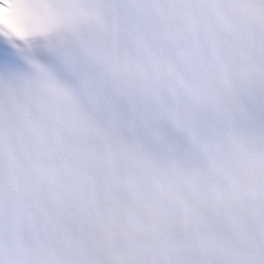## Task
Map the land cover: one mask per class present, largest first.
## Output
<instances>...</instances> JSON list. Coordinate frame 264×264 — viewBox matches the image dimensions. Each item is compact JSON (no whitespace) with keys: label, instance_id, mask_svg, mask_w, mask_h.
<instances>
[{"label":"snow or ice","instance_id":"6c2138e0","mask_svg":"<svg viewBox=\"0 0 264 264\" xmlns=\"http://www.w3.org/2000/svg\"><path fill=\"white\" fill-rule=\"evenodd\" d=\"M0 264H264V0H0Z\"/></svg>","mask_w":264,"mask_h":264}]
</instances>
